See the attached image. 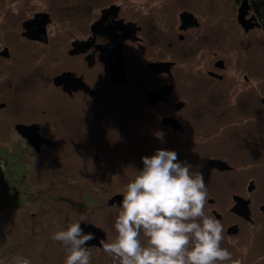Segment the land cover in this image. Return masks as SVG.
Wrapping results in <instances>:
<instances>
[{"label": "flooded vegetation", "instance_id": "obj_1", "mask_svg": "<svg viewBox=\"0 0 264 264\" xmlns=\"http://www.w3.org/2000/svg\"><path fill=\"white\" fill-rule=\"evenodd\" d=\"M167 1L165 8L158 6L163 10L156 16L153 0H38L40 9L34 11H28V0H0V14L7 22L0 41L5 134L17 135L37 156L73 147L66 155L69 178L77 175L82 182L117 172L115 181L128 184L140 171L137 147L175 150L181 161L190 159L192 171L203 173L208 188L205 213L223 225L221 246L242 264H264V68L250 64V37L264 30V0H232L231 17L224 16L218 0L208 5L194 0L202 3L199 14L210 20L207 25L189 6L193 0H183L190 10L179 13L180 32L171 21L172 0ZM243 3L245 24L239 16ZM221 24L226 32L219 31ZM192 29L203 31L194 35ZM197 49L217 57L206 65L181 68L179 61L196 56ZM235 55L241 62L232 65ZM188 74L193 80L185 83L181 76ZM47 79L55 96L66 102L67 116L55 117L63 107L53 112V96H46L47 104L39 109L35 104L26 107L30 114L20 116L24 109L19 99L29 86L42 90ZM155 90L162 91L152 100ZM20 124L36 125L45 141L33 144L18 131ZM157 131H163V142L154 135ZM62 133L70 146L60 143ZM193 137L196 143L189 147ZM102 147L104 151L94 155L95 165L91 151ZM106 147L118 148L104 154L105 165L101 159ZM130 161L135 166L132 175ZM252 163L261 164L262 170L252 172ZM81 224L100 228L106 242L116 239V230L110 234L101 225ZM142 240L146 243L147 238ZM88 247L91 264H113L100 243Z\"/></svg>", "mask_w": 264, "mask_h": 264}, {"label": "rangeland", "instance_id": "obj_2", "mask_svg": "<svg viewBox=\"0 0 264 264\" xmlns=\"http://www.w3.org/2000/svg\"><path fill=\"white\" fill-rule=\"evenodd\" d=\"M153 1L155 15L160 16L168 1ZM182 1L183 0H172L171 3V21L175 23L173 24L175 31L177 25L180 23L179 13L183 9L190 10L189 6L198 13L195 15L203 21L204 25H207L206 21L209 22L210 20L199 14V7H202L201 2H198V6L196 1H190L187 7L182 4ZM205 1L206 0L203 1V5L212 3L210 0H208L209 2ZM231 1L232 0L216 1L217 6L222 5L225 8V17L233 16L230 13L231 9L228 8ZM40 6L38 0H28V11L38 10ZM158 6H163V8H161L162 10ZM214 6H216V4ZM2 9L3 6L0 7V10ZM214 13H217V7L214 9ZM2 17L3 14L1 13V42L3 41L2 37L4 32L7 31V22ZM159 25L162 27V23ZM165 25L166 24H164V26ZM158 31L160 30L158 29ZM201 31L203 30L192 29L190 32L195 35L199 34ZM219 31L221 33L227 31L225 24L220 25ZM194 35H190V37ZM243 38L245 39V36H243ZM250 43V64L254 66L261 65L264 68V30L259 29L254 32L250 37ZM216 57L217 56L210 50L197 49L196 56L189 55L185 61H179V66L183 68L184 65H187L188 68H190V66L194 64L202 63L206 65V63H212ZM240 58L239 55H235V57H231L229 62L232 65H237L241 62ZM236 68L234 71H239L238 67ZM261 72H263V70ZM190 75L191 74L184 75L183 77L181 76V79H184L185 83L193 80L190 78ZM255 82V77L253 76L252 85H256ZM36 84L37 83H35V85ZM42 85V90L37 86L28 87L25 92L26 95L20 98L18 102L21 104L20 110L22 108L24 109L19 115L28 116L30 112L25 109L26 107L30 108L32 104H35L38 105L39 109L47 104L45 99L46 96H53V112L56 111L55 107H63V110L55 112V117L63 118L67 116V104L55 96L57 91L53 88L52 82L47 79ZM43 94L45 96H43ZM32 95L33 100L30 98ZM4 118H8L7 113L5 110L3 111L0 109V161L5 163V167L0 169V264H11L12 258L17 255L30 258L32 264H64L67 255L66 249L61 242L54 241L52 235L57 231L66 230L69 222H91L95 225L105 227L109 230L110 234H112L111 231L115 230L114 223L117 214L115 211H112L111 208L113 206H111L108 201L112 198V195L118 191H126L127 184L124 183V185H121V182L115 181L117 172L115 175L109 172L111 173L109 175L114 177L109 176L107 173H103L100 179H89L86 182H82L80 178L76 177L77 175L73 176V178H69L68 173L71 161L66 155L70 156L73 147H57V149H48L39 156L32 155L35 151L31 150L29 147H24L25 143L20 141L17 135L7 136L5 134ZM65 132H67V130ZM56 138H58V134ZM59 138H61L60 143L70 146L67 134L62 133ZM188 141L189 147L196 143L194 142L196 141L195 137L190 138ZM19 142L21 146L15 145L19 144ZM117 148L118 147H106L105 152L102 153L103 156L101 160L103 164L106 165L107 162L105 159L106 155L104 156V154L108 153L109 155L113 152L110 150H117ZM157 149H162V147H149V149L147 147L136 148L137 155L134 154V156L138 159L140 170L143 168L142 157L152 156ZM102 151H104L103 147L91 151V162L93 164L96 165L94 155ZM188 161H190V159ZM129 164L128 174L132 175L135 166L134 164L132 165V161H130ZM252 164V172L256 170L261 171L263 168L259 163ZM26 165L28 166V171ZM26 173L27 177L24 176ZM82 216L84 218L83 220H81ZM111 236L112 239H114V235H110V237Z\"/></svg>", "mask_w": 264, "mask_h": 264}, {"label": "clouds", "instance_id": "obj_3", "mask_svg": "<svg viewBox=\"0 0 264 264\" xmlns=\"http://www.w3.org/2000/svg\"><path fill=\"white\" fill-rule=\"evenodd\" d=\"M154 135L163 142V131ZM143 168L126 185L117 210L116 239L100 241L113 264H242L221 246L222 223L205 213L208 188L201 171H192L175 150L157 149L143 156ZM5 163L0 161V169ZM83 216L81 220H83ZM146 237V243L142 240ZM66 249L64 264H91L88 242L96 239L80 222L52 235ZM11 264H32L23 255Z\"/></svg>", "mask_w": 264, "mask_h": 264}, {"label": "water", "instance_id": "obj_4", "mask_svg": "<svg viewBox=\"0 0 264 264\" xmlns=\"http://www.w3.org/2000/svg\"><path fill=\"white\" fill-rule=\"evenodd\" d=\"M246 5L243 3L242 4V7L240 9V19L241 21L243 22V24H245V20L243 19V17L246 15ZM185 15H190V14H185ZM248 29V28H247ZM162 90H155L154 92H152L150 94V97L152 98V100L154 98H156L157 94L160 93ZM264 101V100H263ZM36 125H32V126H26V125H23V124H20L18 125V131L24 135V136H27L30 138V141L35 144L36 146H39L41 145L45 140L40 137L39 135V132L37 133L36 132ZM29 129V131L31 130L32 132H36L35 133H31V135H27V130ZM34 130V131H33ZM40 147L37 148V150H39ZM218 162V161H217ZM123 199V194H117L115 196H113L110 201H109V204L110 205H116V204H119ZM81 227L84 228L85 232H93L96 236V239L88 242V246H90L91 244H94V243H100L101 240H104L105 239V234H104V231H102L100 228H97L95 227L93 224H89V225H86V224H81Z\"/></svg>", "mask_w": 264, "mask_h": 264}]
</instances>
